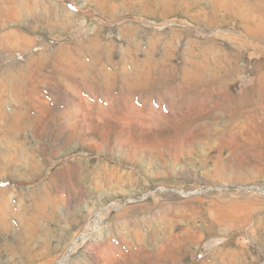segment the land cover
Listing matches in <instances>:
<instances>
[{
	"label": "rangeland",
	"instance_id": "rangeland-1",
	"mask_svg": "<svg viewBox=\"0 0 264 264\" xmlns=\"http://www.w3.org/2000/svg\"><path fill=\"white\" fill-rule=\"evenodd\" d=\"M8 1L0 264H264V0Z\"/></svg>",
	"mask_w": 264,
	"mask_h": 264
},
{
	"label": "bare ground",
	"instance_id": "bare-ground-1",
	"mask_svg": "<svg viewBox=\"0 0 264 264\" xmlns=\"http://www.w3.org/2000/svg\"><path fill=\"white\" fill-rule=\"evenodd\" d=\"M7 1V0H6ZM8 2H11L12 4H15V3H17V2H20V0H12V1H8ZM25 2V1H24ZM21 3V2H20ZM7 5H9V4H7ZM11 33V32H10ZM13 33V36H14V34L16 35V32H12ZM11 33V34H12ZM7 34V33H6ZM9 34V33H8ZM17 37V36H16ZM1 40V39H0ZM24 42H25V45H24V47L22 48V50H26L27 49V46H28V44L29 43H33L34 42V40L33 39H27V38H25L24 37ZM47 47H49V46H47ZM46 50H49V48H45L44 50H43V52H45ZM42 52V53H43ZM32 58V57H31ZM79 67H83V66H79ZM125 70H127V69H125ZM120 74H122V70L120 69L119 70V75ZM127 79L129 80L130 78H122V80L124 81V82H126L127 83ZM127 85V87L128 88H130V89H133V85H128V84H126ZM127 99H128V97H127ZM134 101V100H133ZM169 115V114H168ZM176 141V140H175ZM234 212V211H233ZM234 215V214H233ZM231 213H229L228 214V212H222V213H220L219 214V221H220V225L221 226H226V227H234V224L233 223H231V222H233L235 219H234V216H233ZM237 215V214H236ZM236 217V216H235ZM236 222L238 223V225H239V223H245V219H243V218H236ZM237 227H239V226H237ZM237 227H234L235 229H237ZM227 231V230H226ZM230 232V231H229ZM228 231L226 232V233H229ZM46 242H44V244H45Z\"/></svg>",
	"mask_w": 264,
	"mask_h": 264
}]
</instances>
